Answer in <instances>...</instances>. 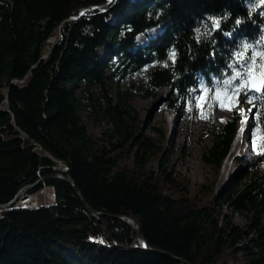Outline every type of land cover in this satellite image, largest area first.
I'll use <instances>...</instances> for the list:
<instances>
[{"label":"trees","instance_id":"1","mask_svg":"<svg viewBox=\"0 0 264 264\" xmlns=\"http://www.w3.org/2000/svg\"><path fill=\"white\" fill-rule=\"evenodd\" d=\"M262 37L260 0H0V204L62 162L91 207L132 216L148 245H133L123 219L92 214L67 179L47 178L28 192L50 188L48 205L0 207V264H264L259 149L218 191L193 186L161 128L143 130L129 97L109 89L115 75L154 65L148 93L168 86L166 108L179 113L198 86L223 88L233 53L243 42L264 48ZM253 96L255 107L241 105L259 131L264 97ZM86 107L108 117L104 136L90 133ZM223 121L204 152L215 167L238 128Z\"/></svg>","mask_w":264,"mask_h":264},{"label":"rangeland","instance_id":"2","mask_svg":"<svg viewBox=\"0 0 264 264\" xmlns=\"http://www.w3.org/2000/svg\"><path fill=\"white\" fill-rule=\"evenodd\" d=\"M50 40H54L52 37ZM50 46H47L46 53ZM154 65H148L140 70L129 73L124 77L115 75L109 82V89L116 98L117 92L121 91L129 97V103L137 110L141 118V127L147 132H152V126L161 128L162 141L164 146L172 153L171 157L176 165V169L190 177L193 186L196 184H210L218 191L225 184L231 183L232 175L246 166L244 159L255 161L257 152L253 147V134L259 137V131L254 126L255 112L247 111L241 104L240 107L246 110V115H250V123L244 138L236 143H232L230 154L226 156L220 167L209 164L204 159V152L213 143L212 129L218 126L227 118H236L237 125L242 123L244 117L239 111H227L220 107L202 108V89L198 86L191 97L184 102L179 113L166 108V93L170 90L168 86L163 87L159 95L148 93L149 72ZM209 118H201V112ZM85 121L91 134L97 137L104 136L105 130L111 127L108 117L103 115L99 109L86 107L84 111ZM61 168V162H59ZM264 169V163L261 166ZM41 192V191H40ZM51 189H45L37 194L39 204H49L53 201ZM22 207V206H21ZM24 207V206H23ZM36 207V206H33ZM226 209V207H224ZM233 216L237 222L243 224L247 218L233 211Z\"/></svg>","mask_w":264,"mask_h":264},{"label":"snow or ice","instance_id":"3","mask_svg":"<svg viewBox=\"0 0 264 264\" xmlns=\"http://www.w3.org/2000/svg\"><path fill=\"white\" fill-rule=\"evenodd\" d=\"M264 4V0H260ZM85 13H81L84 15ZM212 20V30H217L220 21L214 18ZM241 21L237 20V24ZM210 35V33H204ZM257 43H264V37ZM175 50H172L170 59L175 61ZM230 76L224 81L223 88H204L200 99L203 101L202 108L220 107L227 111H239L243 117L246 113L244 108L240 107L243 100L255 107L256 97L249 98V93H259L264 97V48H256L254 45L243 42L233 53L231 63L228 65ZM261 111L256 113V119L261 125L259 137L253 134V147L259 149V154L264 155V104L260 105ZM247 111H251L249 108ZM201 118H209L201 112ZM225 122V121H222ZM242 122H244L242 120Z\"/></svg>","mask_w":264,"mask_h":264},{"label":"water","instance_id":"4","mask_svg":"<svg viewBox=\"0 0 264 264\" xmlns=\"http://www.w3.org/2000/svg\"><path fill=\"white\" fill-rule=\"evenodd\" d=\"M56 177H61V178H65L67 179L69 182H71L77 193L83 198L84 200V197H83V194L81 192V190L79 189V187L75 184V181L74 179L70 176L69 173L67 172H61L60 170H57L51 174H47V175H43L41 176L38 180H36L35 182L33 183H29L25 186H23L19 192L17 193V195L12 199L10 200L9 202H6V203H1L0 204V207H6V206H10L14 203H17L19 201V198L20 197H26L27 196V192L34 186H36L37 184H39L40 182H43L45 181L47 178H56ZM85 201V200H84ZM85 204L87 206V208L89 209V211L98 216L99 214H103V215H106V216H113V217H118V218H121L123 219L124 221H126L128 224H130L132 226V228L134 229L135 233H136V236H135V239H134V246H137V241H141L142 244H140V247H148L147 243H146V240L144 238V236L142 235V233L139 231V227H140V224L139 222L133 218L132 216L130 215H125V214H110V213H102L98 210H95L93 207H91L86 201H85ZM99 217V216H98ZM178 259H180L183 263L185 264H192L191 262H189L188 260L184 259V258H180L178 257Z\"/></svg>","mask_w":264,"mask_h":264},{"label":"built area","instance_id":"5","mask_svg":"<svg viewBox=\"0 0 264 264\" xmlns=\"http://www.w3.org/2000/svg\"><path fill=\"white\" fill-rule=\"evenodd\" d=\"M45 189H48V188L44 186L40 191L42 192ZM40 191H38L36 193L27 192V196L26 197H20L17 204L19 206L40 205L39 201L37 200V194L41 193ZM45 205H48V204H45Z\"/></svg>","mask_w":264,"mask_h":264},{"label":"bare ground","instance_id":"6","mask_svg":"<svg viewBox=\"0 0 264 264\" xmlns=\"http://www.w3.org/2000/svg\"><path fill=\"white\" fill-rule=\"evenodd\" d=\"M244 117V116H243ZM250 119L251 118H249V120H248V123H250ZM243 120V119H242ZM246 131V130H245ZM68 170V166L66 165V164H64V163H62L61 162V168H60V171L61 172H66ZM33 206H39V205H29V206H27V207H33Z\"/></svg>","mask_w":264,"mask_h":264}]
</instances>
